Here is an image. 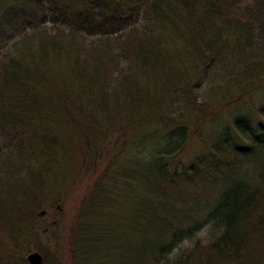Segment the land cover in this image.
<instances>
[{"label": "trees", "instance_id": "1", "mask_svg": "<svg viewBox=\"0 0 264 264\" xmlns=\"http://www.w3.org/2000/svg\"><path fill=\"white\" fill-rule=\"evenodd\" d=\"M229 41L246 58L229 79L264 66V0H0V212L11 200L2 184L56 155L47 138L56 115L86 130L93 148L91 129L129 110L123 148L73 227L74 264L111 257L116 264H233L250 237L264 234V104L236 114L185 167L178 162L191 127L160 118L164 126L150 131L136 110L150 93L164 113L167 97L181 100L188 88L185 60L211 68L227 60ZM122 62L128 65L118 69ZM123 186L127 223L119 222ZM201 188L209 190L204 204L191 205ZM198 221L210 227V241L183 250L179 242L202 227ZM124 228L127 245L118 254L116 233Z\"/></svg>", "mask_w": 264, "mask_h": 264}, {"label": "rangeland", "instance_id": "2", "mask_svg": "<svg viewBox=\"0 0 264 264\" xmlns=\"http://www.w3.org/2000/svg\"><path fill=\"white\" fill-rule=\"evenodd\" d=\"M223 43L225 49L229 48L228 57L225 56L227 60L223 62L216 59L211 68L206 66L200 68L199 64L193 66L185 60L181 71L189 74L188 88L182 92L181 100L167 97V103H165L167 107L164 113L155 103V96L152 98L148 96L150 93H147L145 100L143 99L141 110L136 108L150 131L157 127V123L160 124H158L159 127L164 126L163 120L167 125L174 126L180 118H183L184 124L191 127L192 134L183 154L179 157L178 163H181L183 167L193 162L196 156L204 154L218 130L229 125L236 114H249L250 108L257 109L264 104V66L248 69L247 74L244 73L245 71H239L238 74H233L234 79H229L231 75L228 73L236 72L237 63H243L246 58L242 57L238 51H231L235 48L234 42ZM236 58H238L237 61ZM127 65L128 62H122L118 69L125 68ZM112 73L115 71L110 74ZM60 79L63 78L60 77ZM145 81L140 74L139 89L143 88ZM132 96L136 97L134 91ZM199 103L202 105L200 110L196 105ZM239 106L243 109H239ZM171 111L175 114L173 120L169 117ZM210 114L214 117H210ZM130 117L133 115L128 110L127 114L113 115L114 123L111 121L107 127L97 123L96 128L91 129L96 140L95 147L88 148L83 135L85 134L86 140H89L86 130L85 132L84 130L78 131L72 122L71 126L69 125L65 116L56 115L54 120L56 124L53 126L56 133L47 136L48 140H53L54 147L57 149L56 155L49 157L47 163L45 160L46 164L42 166L38 163L33 164L31 173L23 174L2 184V187H6L11 200L1 206L0 264H22L24 259L28 263L27 257L33 252L40 253L45 264L58 262L74 264L73 227L86 199L95 189V181L106 175L107 169L110 168V161L122 150L126 140L124 130L131 126ZM160 118L163 120L160 121ZM139 127L140 125L137 128ZM175 163L177 164V160ZM141 182L143 183V180ZM204 189L191 192L195 198V202L190 203L191 205L201 204L204 201L203 194L209 191ZM121 192L122 194L118 195V203L121 206L119 222L127 223L129 221L127 206L129 200L125 186L121 187ZM138 192L140 193L139 188ZM198 211L199 209L196 210ZM192 218L199 220L202 217L192 214ZM198 222L202 226L203 221ZM261 233L256 234L258 238H249L243 255L233 264L264 263V234ZM210 234V227L205 224L180 241L179 247L192 251L197 240H201L204 246L210 241ZM126 235L125 228L120 234L116 233L115 244L118 254L126 249ZM179 250V248L175 249L173 255ZM202 257L204 256L199 254L198 259ZM111 258L105 260V263L116 264ZM212 264H218V262L212 261Z\"/></svg>", "mask_w": 264, "mask_h": 264}, {"label": "water", "instance_id": "3", "mask_svg": "<svg viewBox=\"0 0 264 264\" xmlns=\"http://www.w3.org/2000/svg\"><path fill=\"white\" fill-rule=\"evenodd\" d=\"M29 264H45L43 256L38 252L30 253L27 257Z\"/></svg>", "mask_w": 264, "mask_h": 264}]
</instances>
